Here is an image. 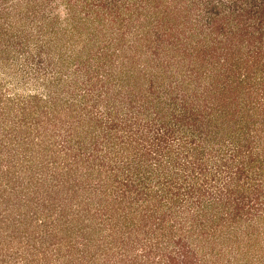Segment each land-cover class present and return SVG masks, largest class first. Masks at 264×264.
<instances>
[{
  "label": "rangeland",
  "instance_id": "374dc122",
  "mask_svg": "<svg viewBox=\"0 0 264 264\" xmlns=\"http://www.w3.org/2000/svg\"><path fill=\"white\" fill-rule=\"evenodd\" d=\"M31 1L0 0V264H77L82 258L91 260L85 264L167 262L162 256L175 252L177 243L158 247L155 234H143L138 223L130 222L139 198H117L111 179L99 174L113 156L116 167L149 174V190L159 189L161 195L162 180L168 190L166 180L178 177L180 189L194 175L190 162L198 161L195 172L199 162L205 163L208 172L200 171L199 182L209 181L211 187L203 202L214 203L217 212L223 211L225 198L218 197L227 190L225 184L250 190L263 184L264 196V173L258 175L264 143L242 148L235 138L236 106L252 119L262 120L264 110L252 102L255 94L237 91L234 72L229 74L230 65L247 52L251 61L241 67L245 74H256L260 66L254 69L253 63H259L249 48L264 51V37L256 33L243 41L237 27L231 36L214 31L219 24L230 28L231 0H107L105 12L100 9L94 17L85 8L97 0ZM113 4L119 10L111 15ZM31 12L41 13L33 17L42 25H30ZM41 45L45 48L38 49ZM184 107L189 115L200 111V118L207 108L216 109L208 142L191 130L199 120L188 121V133L178 130L187 116ZM252 119L241 122L256 131ZM184 166L186 177L180 176ZM172 199L164 198L165 204ZM180 199L187 202V197ZM259 203L262 218L249 229L250 236L241 232L240 251L237 245L214 243L222 248L216 263L256 264L253 252L264 264ZM189 204L183 206L189 209ZM191 208L195 215L215 212L205 203ZM104 215L117 219L122 230L131 227L124 237L128 250L112 238L108 242L114 244L98 249L92 243L79 248L83 235L67 236L76 224L86 226L87 236ZM45 232L55 237L43 240ZM209 246L201 252L203 264H214L203 256Z\"/></svg>",
  "mask_w": 264,
  "mask_h": 264
},
{
  "label": "trees",
  "instance_id": "16d2710c",
  "mask_svg": "<svg viewBox=\"0 0 264 264\" xmlns=\"http://www.w3.org/2000/svg\"><path fill=\"white\" fill-rule=\"evenodd\" d=\"M28 2H33L31 0H27ZM97 5L92 6L91 8L86 7V15L94 17L95 14H97L100 9L105 12L106 4L105 1L107 0H97ZM103 3V5H102ZM117 4V2H114V4ZM109 4V3H108ZM110 5V11L111 15H113L119 8H116L115 5ZM104 7V9H102ZM229 7V22H230V28L227 27L226 24H219L218 28L214 31L220 32L221 36H231L237 34L234 33L235 27H237L238 34L243 38V41H246L247 39L258 37L261 35V38L264 37V0H231L228 2ZM35 9V8H33ZM32 9V10H33ZM96 12V13H95ZM99 13V12H98ZM41 13L31 12L28 18L30 19V25L35 26L36 24H41V22H38L35 20L34 15H38ZM84 19V18H83ZM48 20V19H47ZM232 27V28H231ZM256 33H259L257 35ZM257 35V36H256ZM249 37V38H246ZM23 48H31V46H28L26 44L22 45ZM45 48L43 45L39 46L38 49ZM249 51H253L256 53L255 58H257V63H253L254 69L258 66L259 70L255 69L256 74L251 76L250 71H246V74L241 67V65H248L251 61L250 55L247 52L246 58L239 59L238 62H235L234 64L230 65L232 66L231 71L229 74L234 72V76L236 77V85H237V91L244 93H250L251 95H254V98H252V102L255 101L258 105H260L262 108L261 110H264V51L262 48H258L257 51L255 49L249 48ZM29 51V50H27ZM26 52V51H25ZM24 52V53H25ZM257 56V57H256ZM249 68H252L251 66ZM242 70V71H241ZM243 72V73H242ZM254 72V71H253ZM230 78V75H228V79ZM226 80V82L229 84V80ZM251 80H253L251 82ZM235 83V81H234ZM228 84L226 86H228ZM233 86V84L231 85ZM253 97V96H252ZM259 107V106H258ZM185 108V115L182 116V118L179 121H182V125H180V128L178 129L181 132H187L189 131L188 128V121L196 122L199 120L200 124L196 128V123L194 127L191 129L194 134L199 132V136L202 140L208 142L209 137H211L210 132H212V129L208 130L210 128L213 121V114L216 112V109L214 108H207L204 117L200 118V111L190 112L189 115V108ZM236 110L240 113L236 114L237 120H236V126H237V132L235 133V138L239 139L242 143V148L246 147L247 145H250V147L255 148L257 144L254 145V141L258 143H264V118L262 120L259 119H252V115L250 113L242 114L239 107L236 106ZM255 110H260L259 108H255ZM232 113V112H231ZM235 113V110L233 111ZM250 115V116H249ZM190 118V119H189ZM248 119H252L253 125L258 126L256 131L254 127L249 126L248 123L242 124L241 121ZM192 119V120H191ZM194 119V120H193ZM206 125V126H205ZM242 126V128H241ZM198 129V130H197ZM209 131V132H208ZM255 131V134L253 132ZM188 133V132H187ZM240 136L246 137V142L240 139ZM228 144H236L238 147H240L239 142H229ZM218 146H216L217 149H222L224 146L221 143H217ZM235 145V146H236ZM116 149V148H115ZM243 153V150H241ZM100 155V154H98ZM142 157L144 158L146 155L145 153L141 152ZM262 153L258 157V161L260 162V171L258 175H261L262 172L264 173V158H262ZM139 157V158H140ZM140 158V159H141ZM201 159V158H199ZM111 162L108 164V168L104 171L100 170V173H105L106 176L105 179H111V188L113 189V193H117V198H123L122 200H125V198H139L137 204L138 206V213L135 211L133 215L130 217V222L132 224H139L140 228L143 229V234H155L157 238L158 247H161L164 243L167 242H175L177 243L175 245V252L165 253L162 256L163 259H167V262L164 260V264H203L200 258L201 252L204 250L206 246L212 247L208 248L209 251L206 252V254H203L204 257L212 260L214 264H218L216 262H219V258L221 257L220 252L222 251V248H217V246L214 245L216 242H221L222 247L224 244L227 246L236 248L235 245H237V251H240V243L243 240L244 236H242L241 232H247L246 238L250 236L249 232L251 228H255L257 220L262 218V216L258 217V209H256L257 204L259 201V205H262L264 208V199L261 200V198H264L262 196V185L256 184L251 187V190L248 189L246 186L239 185H227L225 184V187L227 190L225 192H222L218 198H225L223 203V211L217 212L216 207L214 206V203L207 202L206 200L203 202V198H208V186L211 187L209 184V181L207 184H200L199 181H201V175L203 172H208V167L205 165V163H201L199 168L200 171L195 172L197 160L195 162H190V168H193L191 172L194 175H186V167H185V173L182 172L180 176L186 177V183L181 184L178 189V177L175 178L174 181L169 180V178L166 180V182H169L170 184L167 185L168 190L164 189L166 186L163 182H160V189L163 191L162 195L158 192L159 189L156 190L155 188H152L149 190V186L147 185V180L151 179V176L149 174H143L141 170H138L136 173V169H131L130 167H116L118 160H116V157L111 158ZM192 161V160H191ZM129 164H132V162H129ZM189 165V164H188ZM182 168V165H181ZM128 173L126 175V178L118 177L119 174ZM219 173V171H218ZM70 174V173H69ZM164 174V172L162 173ZM196 174V175H195ZM140 177V178H139ZM144 177V184L141 182V179ZM148 178V179H147ZM255 180V179H254ZM207 185V186H205ZM109 188V187H108ZM107 190V189H106ZM184 190L187 195H190V197L184 195ZM109 191V190H108ZM105 194H107L105 192ZM226 194V195H224ZM264 194V191H263ZM109 195L110 192H109ZM187 197V202L184 200H181L180 198ZM159 198V199H158ZM162 198V199H161ZM164 198H173L171 205H166ZM195 199V201H194ZM196 202V203H195ZM189 204L190 208H185L186 204ZM201 203H205L209 205L210 209H215V212H200L196 215L192 211L191 206L193 205H200ZM180 205L179 209L177 206ZM202 208L203 205H202ZM259 209H262L260 207H257ZM260 211V210H259ZM262 211V210H261ZM107 212H111L107 211ZM106 214V213H105ZM117 215V213H116ZM257 215V216H256ZM111 217V216H110ZM106 215L99 216L97 225H95V228L93 229V232H90L86 236V226H81V224H76L75 226H71L69 233L67 232V236L72 235H83L85 238L83 247H89L90 244H94L97 246V249L99 247H104L106 245V242L110 241V238L113 239L114 242L121 243V247L125 250H128V242L126 241L125 236H127L128 230L131 229L130 226L124 227L123 230L122 224L119 226L118 220H113ZM136 222V223H134ZM125 226V225H124ZM245 227V228H243ZM104 233V234H102ZM254 233V232H252ZM98 234V235H96ZM122 235L121 236L119 235ZM94 235V236H93ZM98 236V238L96 236ZM46 236L55 237L47 234L45 232L41 238L44 240ZM60 238V237H58ZM122 239V240H121ZM149 239L145 238V241ZM105 241V242H104ZM64 243V242H63ZM166 246L169 247L170 244ZM68 244H70L68 242ZM108 244H114L112 242H108ZM70 246H72L70 244ZM169 250V248H168ZM222 254V253H221ZM244 254L242 252L240 253L241 257ZM254 253L250 252V258H254L255 260L252 261L256 264H260L261 262H258L260 260L259 257L253 256ZM79 260V258H78ZM85 261L91 262L90 259L82 258L77 264H85ZM206 261V260H205ZM240 260H237V263ZM263 261V260H261ZM14 263V262H12ZM10 264V263H7ZM206 264V263H205ZM223 264V263H222ZM228 264H233L232 262ZM241 264V263H240Z\"/></svg>",
  "mask_w": 264,
  "mask_h": 264
}]
</instances>
